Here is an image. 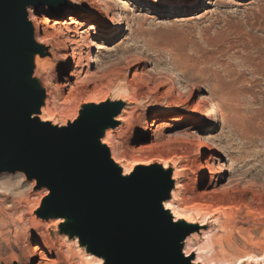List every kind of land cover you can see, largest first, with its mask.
<instances>
[{"label":"rangeland","instance_id":"obj_1","mask_svg":"<svg viewBox=\"0 0 264 264\" xmlns=\"http://www.w3.org/2000/svg\"><path fill=\"white\" fill-rule=\"evenodd\" d=\"M197 1L178 0L187 3L183 10L178 9L174 0H114V4L110 0L98 1L101 12L109 8L113 19L117 16L126 19L122 21L121 29L112 21L103 24L99 19L82 20L87 25L85 30L91 43L89 76L69 92L64 91L61 99L57 94L56 97L63 106L72 105L71 109L78 107V110L87 98L100 96H105V101L117 102L119 98L128 100L131 97L139 105L150 103L163 107L165 111L159 117L160 129L156 130L154 137L141 129L143 119L150 128L154 111L150 108L143 110L141 106L132 116L139 114L142 120L135 121L133 129H127L116 138L118 145L114 143L115 150L119 149L116 153L120 154L117 155L119 159L150 169L151 166L163 169L167 164L172 168L170 162L174 159L179 160L180 169L181 165L198 157L194 148L192 154L183 153L185 145L181 139L185 137L180 133L198 121L205 106L215 101L217 113L212 115L205 125L207 131L200 136L207 134L215 139L220 150V164L226 168L231 164V169L225 173L217 171L216 191L209 194H205L208 177L198 181L197 168L187 170L189 176L181 183L182 187L183 184L189 186L187 205H181V208L213 213L222 206L232 205L236 212L234 222L227 233L217 231V237L223 241H226L224 237L228 238L231 249L225 252L228 256L236 254L240 257L236 264H252L242 259L261 257L264 253V0H202L198 7H189ZM61 9L51 16L46 11L36 16L62 22L69 15L65 13L67 9ZM71 12L87 14V1L83 10L73 9ZM41 35L40 26L39 40ZM83 48L80 50L85 52ZM60 57L61 70L65 60L61 54ZM168 94L187 105H174ZM116 104L118 108L134 106ZM194 107L200 110L196 116L189 115L187 123L181 127H168L167 120L183 118L187 116L185 109ZM66 119L57 117L58 121ZM225 151H228L232 163L228 162ZM202 160L200 158L199 163ZM6 182H9L7 187L13 190L14 197L11 193L6 194L4 203L11 201L14 209L22 213L15 219L18 223L15 226L14 219L0 208L7 218L0 223V264H38V255L31 262L29 259L35 247L42 252L47 264H81L78 258L70 257L66 249L54 244L47 232L46 240L41 236L37 241L33 239V233L41 231L31 227L29 206L19 199L27 192L30 196L43 189L29 192V184L28 189L18 191L14 185L16 181L9 179ZM251 194H255L256 199L251 201ZM35 198L29 197L28 200L34 202ZM208 225L207 230L215 228L213 224ZM49 231L57 240L56 227H50ZM216 249L220 252L221 248L218 245ZM217 258L221 261L219 256ZM231 260L227 264H233ZM211 263L217 264L216 261Z\"/></svg>","mask_w":264,"mask_h":264},{"label":"water","instance_id":"obj_2","mask_svg":"<svg viewBox=\"0 0 264 264\" xmlns=\"http://www.w3.org/2000/svg\"><path fill=\"white\" fill-rule=\"evenodd\" d=\"M70 1L0 0V175L22 173L35 191L47 189L39 217L62 220L55 235L103 264H193L185 241L209 225L175 220L164 208L173 169L125 174L102 143L122 124L123 101L82 104L73 120L40 119L47 96L36 59L51 47L36 41L29 9L58 12Z\"/></svg>","mask_w":264,"mask_h":264},{"label":"bare ground","instance_id":"obj_3","mask_svg":"<svg viewBox=\"0 0 264 264\" xmlns=\"http://www.w3.org/2000/svg\"><path fill=\"white\" fill-rule=\"evenodd\" d=\"M86 1L88 7L87 14L71 12V10L73 9L75 11L83 10L86 7ZM98 1L101 0H71L67 6L62 7V9H67L66 10L67 12L65 13L69 15L67 20L62 22H60L59 20H53L51 18H38L36 14L41 13L42 11H46L50 16L51 14L55 13L54 11H50L45 7H41L38 9H29V20L31 21L34 27L36 41L40 44H44L51 47L50 57L49 56L45 58L37 57L36 59L37 72L42 74L41 75L42 82L45 87L46 96H47L45 101V106L41 110L40 119L42 121H50L55 123L57 117L68 118L73 120L78 115V107H74L73 109H71L72 105L63 106V104L58 103L56 94L59 97V99H61L60 97L64 91L69 92V90H72L74 87L81 84V82H83L88 75L89 69L87 71V68L90 67L92 64L91 58L89 56V52H90L89 49L91 47L90 46L91 43L88 38L89 35L85 30L87 25L86 23H83L82 20L87 19L89 21H94L95 19H99V21H101L103 24L106 21L108 22L112 21V23L115 22L116 24H119L120 29L122 28V21H124V19L126 18L123 17L120 19L118 18L119 16H117L116 17L117 19L114 18L115 19L114 20L113 16H111V12L109 8H105L102 12L100 11ZM110 1H113V3L111 2L112 4L115 3L114 0H110ZM177 1L178 0H174V3L175 2L178 3L177 7L179 10H183L184 8L187 7V3L183 4L181 2L182 3L181 4L180 2ZM201 2L202 0H198L196 3L192 5L190 4L189 7L190 8L198 7ZM173 5L171 8L175 10V8H173ZM40 26L42 27L41 40L38 39ZM90 29L95 30L94 28H90ZM81 47H84L83 49H85L86 51L82 52L80 50ZM60 54L62 58H64L65 60V63L61 70L60 68L62 66V60L60 59L61 58ZM83 60L85 61L84 65H83ZM56 70L58 71L55 72ZM113 95L115 96L118 94L113 93ZM168 96H170L171 98L170 101L174 105H177L178 103L182 105H187L181 100H177L174 97H172V94H168ZM127 99L128 100L119 98L118 100V101H123L124 103H126V105H131V104L134 105L129 108H124L121 114L117 118V121H119L122 124H125V126L124 127L121 126L116 132L112 130H108L102 141V143H104L109 148L111 157L114 160V162L119 164L123 168L125 174H129L134 169H138L140 167L133 166L132 163L130 164L126 162L124 159H119L117 157V155L119 156L120 154L116 155L119 149L115 150L114 148V143H117V145L119 144L116 138L119 135L123 134L127 129L129 128L133 129L136 124L134 123L135 121L139 122L142 116L139 114H136L134 116L132 115L136 111H138L141 108V106L143 110H145V108H147V110L150 108L152 111H154L153 117L155 118L151 121L149 125L150 128H148L147 120L141 119L142 131L144 133L146 132L152 133V137H154L156 130L160 129L159 128L160 126H158L159 123L161 122L159 117L161 116V114L164 113L163 111H165L164 108L161 106H152L150 103H148L147 106H144L143 104L139 105V102L136 99L131 97ZM145 101L147 102L149 101V99ZM102 102H105V96L87 98V101L84 102L83 104H99ZM199 110L200 108L197 107H194L192 109L186 108L184 113L187 116H183V118H171L170 120H167V122L170 124V126L168 127H173V128L181 127L182 125H184L189 121L190 119L189 115L196 116ZM216 110H217V103L215 101H211L209 105L205 106V108L203 109L201 115L198 117V121L193 123L192 126H188L180 133L182 137L186 138V139L185 138L181 139V142L184 143L185 145L184 147L185 152L183 153L192 154V152H194L193 151L194 148L196 151V155L198 157L193 161L190 160L191 161V162L189 161L191 163V164L189 163L190 165L189 164L181 165L180 169L178 168L180 163L178 159H174L172 162H170L173 164L172 168L174 169L173 179L175 181V188L171 194V198L164 203V205L167 204L170 205V207L168 208L164 207V208L171 212L175 220H183L187 223H197L201 227H204L208 224H213L215 226V228L213 229L200 230L199 232L200 234L199 233L193 234L191 237H188L187 240L185 241L184 254L186 257H191V256L195 257L192 260L193 264H214L211 263L212 261H216L217 264H227L228 262L232 261L231 259H233V264H236L240 259V257H236V254H234L235 256L231 257L228 256V254L225 252L226 249L228 250L231 249L229 247L230 243L227 242L228 238L224 237V239H226V241L224 240L226 243H224L222 239L217 237V231L227 233L230 224L234 222L233 220L235 218L236 212L232 205L222 206V208H219V210L215 212L213 211V213L190 212L192 211L191 208L190 209L181 208V205L185 207L187 205L186 198L188 196L187 193L189 192V186L187 184H183L182 187L181 185V183L186 179V176H189V171L187 170H191L193 169V167L194 168L196 167L198 170V178H197L198 181H203L208 177L209 181L205 186L206 189L205 194H209L216 191L215 188L218 185L217 184L218 181L215 179L216 175H218L216 174L217 171L222 170V173H225L229 171V169H231V164H229L230 166H228V168L220 164V160H219L221 157L219 152L220 150L215 139H213L207 134L200 136L202 132L207 131L205 129L206 127L205 125L210 122V119L212 115L216 112ZM131 120H132V124H131ZM223 120L224 119H222L221 121ZM167 128H163V129L166 130ZM225 153L227 154L228 162L232 163L228 151L227 152L225 151ZM200 158L204 159L202 160V163L201 162L199 163ZM216 163L217 165H215ZM168 165L169 164L164 165L163 168L164 169L169 168ZM9 179L16 181V184L14 185L17 186L18 191H22L24 188L28 189L30 186L29 184H31V189L29 190V192L32 189L33 191H35L34 190L35 181L27 180L25 175L22 173H14V174L5 173L0 175V208H2L6 214H8L11 218L14 219L13 222L15 226H17L18 223L16 222L15 219H17L21 215L20 213H22V211L17 212L12 205L14 203H12L11 201L4 203V198L6 194L11 193L12 196L14 195L13 190L10 191L11 188L9 189V187H7V184L9 182L6 181ZM247 193L246 195H248ZM47 195H48V190L43 189L40 193H35L30 196L28 195L27 192L21 199H19L20 202L24 201L29 206L30 216H31V227L39 228L38 230L35 231H39V230L41 231V232L33 233L34 238L33 237L32 238L36 239L37 241V238L41 236L42 239L46 240L45 232H47L49 236L48 238H50L54 242V244L60 246L62 249H66L70 257L78 258L81 261V264H103L100 259L95 258L89 254H86L81 250V248L77 244L70 243L69 241H67L66 238L61 236H56L57 240L53 239V237L49 233L50 232L49 228L52 226L57 227V225L60 224L62 220L60 219L40 220L41 218L37 214V210L41 204L42 199ZM253 195L251 194V196H249L251 201L253 199H256L254 198ZM29 197L32 198L36 197L35 201L34 202L29 201L28 200ZM6 219L7 218L5 217V214L0 209V223ZM226 237H228V235H226ZM49 244L52 247L50 242ZM218 245L221 248L220 252H218L216 249V246ZM56 252L58 253V251ZM37 255L39 256L38 264H47L43 258L42 252L37 247L33 248L31 255H29L30 262L35 257H37ZM220 255H223V257H221ZM218 256L220 257L221 261L217 260ZM247 259H251V260H247ZM242 260H246L247 262H252V264H264L263 263L264 253L261 257L246 256Z\"/></svg>","mask_w":264,"mask_h":264},{"label":"snow or ice","instance_id":"obj_4","mask_svg":"<svg viewBox=\"0 0 264 264\" xmlns=\"http://www.w3.org/2000/svg\"><path fill=\"white\" fill-rule=\"evenodd\" d=\"M164 207H165V208H168V207H170V205L165 204Z\"/></svg>","mask_w":264,"mask_h":264}]
</instances>
